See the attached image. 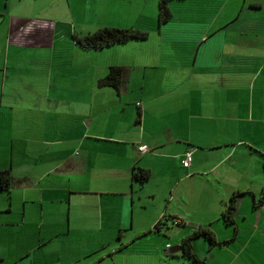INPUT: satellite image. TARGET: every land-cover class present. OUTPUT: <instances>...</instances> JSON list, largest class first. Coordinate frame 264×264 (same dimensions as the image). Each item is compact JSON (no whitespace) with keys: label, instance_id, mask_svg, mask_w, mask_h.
Masks as SVG:
<instances>
[{"label":"crops","instance_id":"0c3cea01","mask_svg":"<svg viewBox=\"0 0 264 264\" xmlns=\"http://www.w3.org/2000/svg\"><path fill=\"white\" fill-rule=\"evenodd\" d=\"M158 4L0 0V172L12 179L0 264L97 263L92 247L112 246L103 232L124 246L130 231L190 264L181 242L206 231L215 244L192 241L201 264H264V98L238 88L264 61L246 47L263 0H173L163 25ZM103 28L147 39L83 49L71 37ZM113 67L119 91L98 86Z\"/></svg>","mask_w":264,"mask_h":264},{"label":"rangeland","instance_id":"374dc122","mask_svg":"<svg viewBox=\"0 0 264 264\" xmlns=\"http://www.w3.org/2000/svg\"><path fill=\"white\" fill-rule=\"evenodd\" d=\"M253 16L259 20L260 22L257 23L258 26H261L260 31H256L254 34L257 38H247L246 47H249V51L253 50H264V0L263 5L261 7L260 13H255ZM69 38V37H68ZM250 42V43H249ZM263 49V50H262ZM255 58H264V53L262 55L254 54ZM241 64L240 63H233L232 68L230 69V78L232 79H239L242 80L243 76H237L239 73ZM251 75L247 72L246 81H250L253 77V84L252 88L247 83L245 86L240 84L238 88L241 91H246V95L251 94L250 91L253 90V94L255 96H263L264 98V61L260 64L258 63L255 66ZM251 85V83H250ZM249 96V95H248ZM242 99V96H240ZM262 107H264V100H262ZM247 109L253 105L254 112H258L260 109V103L257 99L253 100V102L248 101L246 99L245 103ZM264 111V108H263ZM33 233V232H32ZM35 233V232H34ZM124 237V246H120L121 244L117 241L116 232L110 233H102L103 239L106 238L107 243L111 244L112 246L106 247H92V252L95 253L94 259L98 261L96 264H190L188 261H184L181 258H171L169 256H165L162 251L159 253L156 251L158 248V242L151 240L149 238H154L152 236L148 237H137V232H123ZM25 236V235H24ZM100 239V238H99ZM105 240V241H106ZM107 244V245H109ZM89 249V248H88ZM117 249L114 253L112 250ZM120 249V250H119ZM96 251V252H95ZM207 251V245L202 244L200 248V254L204 255ZM113 256V257H112ZM93 263V264H94Z\"/></svg>","mask_w":264,"mask_h":264},{"label":"trees","instance_id":"16d2710c","mask_svg":"<svg viewBox=\"0 0 264 264\" xmlns=\"http://www.w3.org/2000/svg\"><path fill=\"white\" fill-rule=\"evenodd\" d=\"M173 0H159V11H158V23L163 25L169 22L171 15L168 10V4ZM72 39L74 42L83 49H102L105 47H110L115 44L126 43L130 41H144L147 39V34L131 29H113V28H103L99 29L92 34L86 36L78 37L73 34ZM123 84V71L120 68L113 67L110 68L108 75L98 81L99 87H112L119 91ZM149 178V172L138 169L137 173L133 175L134 181L139 184L145 183ZM12 186V179L8 171L0 172V190L3 192H8ZM242 194H238L241 196ZM237 196H234L227 208L223 213V218L226 224H233V212H234V201ZM262 202L261 204H263ZM158 226L155 227V230ZM197 237H203L211 244H215V239L211 233L206 231H199L193 235L182 240L180 245V250L183 253V257L193 261L195 264H201L194 253L192 247L193 239Z\"/></svg>","mask_w":264,"mask_h":264},{"label":"built area","instance_id":"2783aa9c","mask_svg":"<svg viewBox=\"0 0 264 264\" xmlns=\"http://www.w3.org/2000/svg\"><path fill=\"white\" fill-rule=\"evenodd\" d=\"M138 150H139V152L141 153V154H143V153H146L147 151H149V148L147 147V146H140L139 148H138ZM191 157H192V152H187L185 155H184V158H183V160L181 161V164H182V166L184 167V168H187V167H189V165H190V161H191ZM261 210L263 211V214H264V203L263 204H261Z\"/></svg>","mask_w":264,"mask_h":264}]
</instances>
